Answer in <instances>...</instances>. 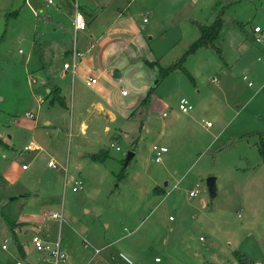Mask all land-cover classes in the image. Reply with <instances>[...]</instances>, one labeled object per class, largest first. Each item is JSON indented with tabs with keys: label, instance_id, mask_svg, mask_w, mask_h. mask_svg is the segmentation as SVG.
<instances>
[{
	"label": "rangeland",
	"instance_id": "374dc122",
	"mask_svg": "<svg viewBox=\"0 0 264 264\" xmlns=\"http://www.w3.org/2000/svg\"><path fill=\"white\" fill-rule=\"evenodd\" d=\"M53 1L58 8L45 0H0V264H52L31 244L42 225L49 242L60 237L63 251L78 252L81 236L95 233L93 250L110 243L97 256L106 264H127L120 253L132 264H239L235 251L264 264V41L252 31H264V0H79L91 25L76 37L74 0ZM221 13V55L201 48L163 79L146 64L175 63L199 38L197 24L209 26ZM36 33L55 84L68 83V109L52 104L42 85ZM74 40L84 57L72 85L61 72ZM90 76L97 79L93 88L85 87ZM97 97L114 119L77 106ZM181 98L192 107L188 113L178 109ZM82 120L95 133L92 150L108 151L103 163L76 149L85 141L76 135ZM30 142L42 150L26 152ZM153 145L168 150L160 163ZM49 158L57 169L47 166ZM209 176L216 178L214 198ZM75 182L82 187L72 192ZM22 194L32 203L23 204ZM29 212L41 219L17 225L29 248L22 261L7 219L16 225Z\"/></svg>",
	"mask_w": 264,
	"mask_h": 264
},
{
	"label": "crops",
	"instance_id": "0c3cea01",
	"mask_svg": "<svg viewBox=\"0 0 264 264\" xmlns=\"http://www.w3.org/2000/svg\"><path fill=\"white\" fill-rule=\"evenodd\" d=\"M75 1V0H74ZM74 1H73V3H74ZM77 1V3H78V1L79 0H76ZM54 2V1H53ZM46 6H49V5H46ZM51 6H55V8H58V6L54 3L53 5H51ZM50 7V6H49ZM60 11H58L57 12V15H60V13H59ZM74 16H75V12H74ZM74 16H73V19H74ZM82 16V15H81ZM118 17H120V16H118ZM82 18H83V16H82ZM51 19H53V18H51ZM54 21H56L55 23H56V25H57V27H61V21L60 20H55V19H53ZM52 20V21H53ZM83 20H84V22H85V24H86V28H87V25L88 26H90L91 24H90V22H88V20H87V18H86V16L84 15V18H83ZM86 28H85V30H86ZM85 30H82V31H85ZM73 31H74V29H73ZM78 32H80V31H77L76 33H74V36L76 37V35H77V33ZM75 43H76V41H75ZM44 47V46H43ZM76 47H77V45H76ZM45 48V47H44ZM72 48V47H71ZM92 48V47H91ZM91 48H89V50L91 49ZM78 49V48H77ZM70 48H68V49H66V50H64V55H66V56H68V54L70 53ZM44 57H45V51H44ZM49 70H50V67H49ZM108 71V73H113L114 74V72L110 69H108L107 70ZM104 72H106V67L105 68H103V70H102V72L100 73V75H102ZM50 73H51V71H50ZM52 74V73H51ZM70 75V76H69ZM99 75V76H100ZM53 76V75H52ZM68 76H69V78L71 77V81H72V85H73V80H74V76H72L70 73H64L63 72V70H62V72H61V78L62 79H64V81H66V80H68ZM90 77H92V76H90ZM54 78V77H53ZM89 78V77H88ZM93 78V77H92ZM244 79H246V77H244ZM33 81V80H32ZM55 83V82H54ZM84 83H85V81H84ZM42 85H44L46 88H47V86H46V81L44 80L43 82H42ZM56 85V87L59 89V96L63 99V102H64V108L65 109H68V102H67V97H66V91L68 90V83L67 82H65L63 85H60V87L57 85V84H55ZM85 87H87L86 86V84H85ZM94 87V86H93ZM92 87V88H93ZM87 88H89V87H87ZM122 90V89H121ZM47 92H48V94H49V90L47 89ZM96 94H97V96L98 97H103V98H106L107 96L106 95H104L103 94V92L102 91H100V90H96ZM123 97H126V96H128V94H126V95H122ZM98 97L97 98H92L91 100H89V101H81V100H78V107H79V109L81 110L82 108H83V106L84 105H86L87 107L85 108V111H86V113H89V115H92V113H93V111H97V112H100V113H102L103 115H106L107 117H110L111 119H114V117H113V115L110 113V111H109V108H108V106H106V104L104 103V102H102L100 99H98ZM39 101L41 102V99H39ZM71 102H72V100H71ZM53 104V103H52ZM74 105L73 104H71L70 105V107H73ZM90 111V112H89ZM79 116H82V114L81 113H79L78 114ZM59 117L61 118V119H63L64 117H65V113H60V115H59ZM35 120H36V118H34ZM44 122V125H46V126H49L50 124H51V122L49 121V119H44L43 120ZM112 121V120H111ZM207 123H209V122H207ZM70 124L72 125V121H70ZM34 128H37V122H35V126H34ZM108 127H105V131H108ZM87 131H88V125L86 124V120H82L81 122H80V125L78 126V128H77V133H76V135H78L79 134V136L80 137H82V138H84L85 139V141H82V143H81V146L80 145H78V144H76V149H78V152H79V155L80 156H82L83 155V153L85 154V156H91V155H93V154H95V153H97L98 151H100V150H98L97 152L95 151V150H92V146H94V144H91L92 143V139H95V136H94V132H92V133H90V135L87 133ZM122 133H117V136L118 137H120V138H122L123 136L121 135ZM69 139H70V137L72 138V132H71V128H70V130H69ZM70 141V140H69ZM77 143V142H76ZM36 144V143H35ZM110 144H113V143H110ZM36 146L39 148V150L38 151H41L42 150V148L40 147V146H38L37 144H36ZM89 147H91L90 149H88ZM133 157H134V154H133ZM50 159H53V158H49L48 159V161L50 160ZM55 160V159H54ZM55 162H56V160H55ZM58 166V165H57ZM57 169V168H56ZM35 197H38V196H35ZM20 199L22 200V202H23V204H25V205H29V204H31L32 203V200H31V195L30 194H22V196L20 197ZM30 214L28 215H26L25 214V216H22V217H19L17 220V222H16V225H15V228H14V230H13V234H15L16 235V237L18 238V242H19V244L22 246V248H23V250H24V252H25V254H27L28 253V250H29V248H28V246H27V243L26 242H24L22 239H20V237H19V233H18V231H17V225H19V223L21 224L22 222H30V221H39L40 219H41V217L36 213V212H29ZM171 217V216H170ZM52 219V218H51ZM54 220V219H53ZM62 221H63V217H62ZM29 228H32V227H30V226H26V230H30ZM32 229H35V227H33ZM36 232H34V234L33 235H39V236H41L42 238H44V239H46L47 240V237H46V233L45 232H43V225L42 226H38L37 228H36V230H35ZM91 235L89 236V237H87L86 235H84V236H81L82 238L80 239L81 240V243H82V246L83 247H76V248H78L79 250H78V252H74L71 248L70 249H68L67 251H65V253L67 254V256H68V259H69V262L71 263V264H93L96 260H97V264H106L103 260H101V259H99L97 256L99 255V254H95V251L98 249V250H103L105 247H108V246H110V243H107L106 245H103V246H101V247H96L94 250L92 249V246L94 245V243H96V242H98V236L95 234V233H90ZM32 235V236H33ZM77 235V234H76ZM83 242L84 243H86V244H83ZM94 242V243H93ZM93 243V244H92ZM93 247H95V246H93ZM92 249L91 251H89L88 253H86L85 251L87 250V249ZM17 264H20L19 262H17Z\"/></svg>",
	"mask_w": 264,
	"mask_h": 264
},
{
	"label": "built area",
	"instance_id": "2783aa9c",
	"mask_svg": "<svg viewBox=\"0 0 264 264\" xmlns=\"http://www.w3.org/2000/svg\"><path fill=\"white\" fill-rule=\"evenodd\" d=\"M45 2L47 5H53L54 4L53 0H45ZM74 8H75V16L73 19V29H74V33H76L77 31L85 30L86 24H85L80 12H79V4L77 3L76 0L74 1ZM252 31H253L254 38H255L256 42L262 43L264 41V31L258 26H255ZM69 54H70L69 59L63 63L62 70L65 74L70 73L72 76H74L75 75V69L78 67V64L80 63V61L84 57V55L80 51H78V49L76 47L75 40L72 44V48H71ZM32 82H34V80ZM85 84L87 87L92 88L93 86H95L97 84V79L89 77L85 80ZM121 94L126 95V91L122 89ZM178 109L182 113H188L189 111L192 110V107L185 98H181L179 100ZM25 116L27 118H30V119L35 118V116L31 113H26ZM206 125H207V127L211 126L210 123H206ZM110 147L115 148L116 150H119V148L116 147L114 144H110ZM24 150L26 152L30 153L32 151L39 150V148L36 146V144L34 142H30L28 145H26ZM151 151L153 153L154 162L160 163L162 160V155L167 153L168 150L164 146L153 145L151 148ZM47 166L49 168H52V169H56L58 167L57 163L55 162L54 159H50L47 163ZM26 167L27 166L23 165L22 169L26 170ZM81 187H82L81 182H75L73 187H72V192H77L78 190H80ZM195 195H196V191H191L189 193L190 197H194ZM51 218L54 220H58L59 222L62 221L61 215L59 216L58 214H52ZM169 220L171 221L172 217H169ZM31 244H32L33 249L36 252L43 253V254L47 255L51 259L52 264H71L69 262L67 254L61 248L60 237H58L55 242H49L48 240H46V239L42 238L41 236L35 234L31 237ZM5 248H6L5 245H3L2 249H5ZM100 252H101V250L97 249L95 251V254H99ZM119 257L125 263L132 264V262L122 253L119 254ZM156 261H158V259H156Z\"/></svg>",
	"mask_w": 264,
	"mask_h": 264
},
{
	"label": "trees",
	"instance_id": "16d2710c",
	"mask_svg": "<svg viewBox=\"0 0 264 264\" xmlns=\"http://www.w3.org/2000/svg\"><path fill=\"white\" fill-rule=\"evenodd\" d=\"M223 19H222V13L219 14V16H217L216 20L209 26H204L201 24H197L198 29L200 31V36L199 38L194 41L188 48V50L182 55V57L180 59H178L175 63L171 64L169 67L167 68H162L159 67V64L157 61H153V62H149L146 61V64L149 65L150 67H158V78L163 79L164 77L168 76L169 73L175 69H183V63L186 59L187 56H189L190 54H194L196 53L197 50L201 49V48H215L217 50V52L221 55V51L215 47V41L217 40L222 26H223ZM33 50L36 52L37 56H38V60L39 63L41 65V70L44 73L45 76V81H46V86L47 89L49 90V95L52 96V102H57L59 105L64 106V102L63 99L59 96V89L56 87L55 83H54V78L52 77L50 70H49V66L47 65L46 61H45V57H44V47H43V43L42 40L39 36L38 33H36L34 35V41H33ZM264 134V132H260L259 135L260 137ZM262 146V144H261ZM263 150V149H262ZM262 154H264V151H262ZM108 156V151L105 149H101L100 151H98L97 153L93 154L90 156V158L93 161L96 162H100L103 163ZM124 171H125V167L123 166L121 168V171L119 173V175L117 176V181L120 182L122 179H124ZM8 223L10 228L12 229V231L15 228L14 222H11L9 219ZM14 237V242L16 244V249L17 252L19 254V257L22 261L26 260V254L22 248V246L19 244L18 242V238L16 237L15 234H13ZM234 256L237 259L239 264H251L244 255H242L239 251H235L234 252Z\"/></svg>",
	"mask_w": 264,
	"mask_h": 264
},
{
	"label": "water",
	"instance_id": "95a60500",
	"mask_svg": "<svg viewBox=\"0 0 264 264\" xmlns=\"http://www.w3.org/2000/svg\"><path fill=\"white\" fill-rule=\"evenodd\" d=\"M114 77H119V74L114 72ZM157 83H158V80H156L153 84V88H156L157 86ZM133 158V153H129L128 156H127V159H131ZM206 186H207V189H208V194L211 198H214L215 195H216V178L214 176H209L207 177L206 179Z\"/></svg>",
	"mask_w": 264,
	"mask_h": 264
}]
</instances>
